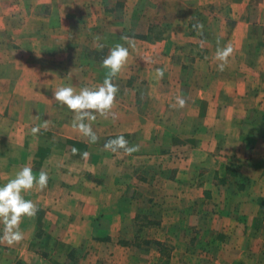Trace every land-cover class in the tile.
<instances>
[{
    "label": "crops",
    "instance_id": "crops-1",
    "mask_svg": "<svg viewBox=\"0 0 264 264\" xmlns=\"http://www.w3.org/2000/svg\"><path fill=\"white\" fill-rule=\"evenodd\" d=\"M124 36L91 143L54 89L102 84ZM24 166L49 179L0 264H264V0H0V186Z\"/></svg>",
    "mask_w": 264,
    "mask_h": 264
},
{
    "label": "clouds",
    "instance_id": "clouds-1",
    "mask_svg": "<svg viewBox=\"0 0 264 264\" xmlns=\"http://www.w3.org/2000/svg\"><path fill=\"white\" fill-rule=\"evenodd\" d=\"M192 28L198 34H203V23L197 22L192 25ZM122 39L127 42L128 47L117 44L110 49L109 54L102 60L101 66L109 70L102 84L81 88L79 92L72 86H60L58 89H54V99L60 104L66 105L75 114L72 120V128L83 136L88 137L91 143H96L99 137L93 131L91 123H86L85 121H95L96 115L94 113H99L105 119H108L109 115H111L113 120L117 118L112 109L116 104L119 88L118 85L113 83V79L127 63L129 48H136L133 38L124 36ZM103 47L104 45H99L101 50ZM234 51L235 49L231 43L220 47L219 38L217 39V49L214 58L219 61L216 66L218 71L222 72L225 70L229 57L233 55ZM165 70L157 68L155 70L156 78H163ZM185 104L186 100L177 96L173 107L183 108ZM46 126L47 124L45 123L44 127ZM40 128V125L32 127V134L36 135L39 133ZM103 148L113 153L123 149L126 154L130 155L139 150V145L129 146L125 136L119 134L115 138L108 139L104 143ZM72 152L77 154L78 149L73 148ZM87 155V152L83 153V156L87 157ZM48 179L47 171L41 169L37 177L34 175L32 167L24 166L7 183L0 186V223L3 224L0 244L12 245L24 239V233L20 229L22 218L34 217L39 209L35 202L25 199L23 193L29 192L34 188L43 190L47 187Z\"/></svg>",
    "mask_w": 264,
    "mask_h": 264
},
{
    "label": "rangeland",
    "instance_id": "rangeland-1",
    "mask_svg": "<svg viewBox=\"0 0 264 264\" xmlns=\"http://www.w3.org/2000/svg\"><path fill=\"white\" fill-rule=\"evenodd\" d=\"M194 31V30H193Z\"/></svg>",
    "mask_w": 264,
    "mask_h": 264
}]
</instances>
